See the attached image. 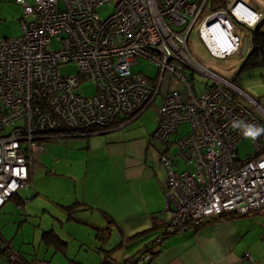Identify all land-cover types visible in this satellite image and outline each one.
<instances>
[{
	"label": "built area",
	"instance_id": "built-area-1",
	"mask_svg": "<svg viewBox=\"0 0 264 264\" xmlns=\"http://www.w3.org/2000/svg\"><path fill=\"white\" fill-rule=\"evenodd\" d=\"M16 1L23 8L21 34L0 37V209L29 186L33 152L53 138L133 119L169 76L184 90L162 95L154 136L168 142L190 124L175 140L176 153L160 156L170 228L183 232L214 216L264 213V119L257 112L264 110L234 79L198 62L189 46L197 27L211 57L236 54L243 29L264 17V0H225L220 7L214 0ZM104 5L112 11L103 18ZM140 58L157 65L156 77L133 70ZM70 62L78 72L61 74ZM196 73L209 78L200 92ZM82 80L95 85L91 95L83 93ZM246 136L254 152L242 157L238 145ZM150 254L145 248L134 264H147ZM23 262L13 249L0 258V264Z\"/></svg>",
	"mask_w": 264,
	"mask_h": 264
},
{
	"label": "rangeland",
	"instance_id": "rangeland-1",
	"mask_svg": "<svg viewBox=\"0 0 264 264\" xmlns=\"http://www.w3.org/2000/svg\"><path fill=\"white\" fill-rule=\"evenodd\" d=\"M28 1L32 2V0ZM111 11L112 8L106 5L99 8L103 18ZM4 12L11 15L13 8L4 6ZM7 21H10L6 22V26H10L7 28L8 36L21 34V22L18 17H10ZM196 29L191 33L189 46L197 61L228 79H234L235 72L240 68L241 53L223 59L211 57L199 39ZM258 69L260 70V68L242 69L239 71L238 80L234 79L235 82L239 81L237 84L243 91L255 99L260 96L259 92L263 91L264 96V77ZM78 70L73 62L61 65L59 68L61 74L77 73ZM133 70L143 71L153 78L158 68L153 62L140 58L139 64ZM253 73L256 79H253ZM194 79L198 92L209 80L207 76L199 73L195 74ZM81 88L86 95H91L95 91V85L88 80H82ZM172 89L183 92L184 86L179 80L165 76L157 99L148 109L138 117L135 116L136 118H133L127 126L119 130L90 137L92 138L90 147L87 145V137L65 136L53 138L41 149L33 152L32 182L31 178L29 182L31 186L29 189L19 190L25 200L19 204L16 199H10L0 210V233L3 237L16 244L17 248H21L26 258L31 257V254L32 258H35L37 254L43 264H78L83 257H91V262L96 261L97 252L102 256L105 255L101 250L103 244L99 240V237L105 235L98 236L100 230L96 225L102 228L109 226L104 230L106 237H109V244L114 246L121 241L120 233L124 235L134 233V231L129 233L133 224L143 223L146 215L153 214L159 219L171 220V211L167 210V170L159 161V148L162 143L153 136V132L158 124L156 109L160 98ZM239 97L251 105L243 95L239 94ZM257 112L264 119L261 112L259 110ZM186 124L184 123V127L187 129L190 124L187 122ZM148 140L150 143L144 149V143ZM139 144L144 149L142 152L146 153L144 164L141 165L143 153L140 156L135 147L131 158L135 163L130 169H126L127 157L121 158L120 154L122 155L127 145ZM238 146L242 157L254 152L252 139L249 136L244 137ZM174 148L171 147L172 153L176 150ZM183 166L185 167V164ZM70 214H76L80 220L69 217ZM170 220L167 224L168 228H170ZM204 223L205 221L202 225ZM51 228L67 242L64 250H61L64 245L58 247L56 245L60 243L59 239L56 243L49 244L48 236H42L43 230ZM150 229H141L142 231L133 235L146 234ZM154 240L155 238L147 241L144 246L143 243L138 244V248L143 246V250L148 247L152 250L153 246H156L152 243ZM84 247L90 249L88 254ZM66 253L69 257L70 254H74L76 259L67 258Z\"/></svg>",
	"mask_w": 264,
	"mask_h": 264
},
{
	"label": "crops",
	"instance_id": "crops-1",
	"mask_svg": "<svg viewBox=\"0 0 264 264\" xmlns=\"http://www.w3.org/2000/svg\"><path fill=\"white\" fill-rule=\"evenodd\" d=\"M4 6H6L7 8H13V12H11V15L6 14V12H4ZM21 7H22L21 4L18 3L16 0H0V37L8 36L9 30L7 28L10 26H6V22H10V21H7L10 17L12 18L18 17L20 21L22 17ZM258 25L260 26V31L264 32V17L258 23ZM248 31H251V30H247L245 28L242 31V43L245 39H247L248 48H247L246 53L243 55L242 46H241V50L239 51L241 53L240 64L243 61V59L246 56H248L250 52H252L254 48V43L251 41L250 35L248 36L249 34ZM251 68H260L261 71L259 69L258 70L260 71V73H262L264 77V63L259 62L258 65H256L255 67H251ZM251 68L247 70H250ZM239 74L240 73H238V75L235 76V79L238 80V77H240ZM252 77H254L253 79H256V75L254 73ZM164 79L165 77L163 78V80ZM163 80L160 85V91H161ZM237 82L239 84V81ZM172 90H177V89H172ZM178 91H182V90H178ZM259 93H260V96L256 100H258L259 104L264 110L263 91ZM160 104H161V98L159 101V105ZM148 108L149 107H147L146 109ZM140 114H142V112ZM156 114H157V111H156ZM260 114L264 118L263 113L261 112ZM139 115H137L136 117H138ZM128 124L129 123L122 124L120 126L113 125L106 129L96 130L94 133H91V135H89L87 138L85 136L86 135L85 133L84 137L87 139L88 147H90L92 144V138L90 139V137L104 135L105 133L111 132L113 130H119L127 126ZM188 129L189 128L186 129V127H184V124H182L181 127L179 128L181 132L177 134L176 133L171 134L169 136L168 142L160 141L162 143V146L159 148V161H160V156L163 154H168V153L175 154L176 153V150L173 153L171 152V147L173 148L176 147L175 140L179 136H181L180 134H182ZM80 136L81 135H74L70 137H80ZM153 136H154V132H153ZM149 143H150L149 140L144 143L145 145L144 149H146ZM135 147H137L136 151L137 153H140V156H141V153H143L141 156V159H142L141 165H143L145 162L146 153L145 151L142 152L144 149H142L141 144L136 145V146L127 145V148H125V151L122 152V155L120 154L121 158L125 156L127 157L126 162H125L126 169H130V167L133 166V163H135L134 161L131 160V158H133ZM176 160H179L177 161V163L183 166L184 164L183 161H181L180 159H176ZM31 175H32V165L30 167V178H31ZM31 182H32V178H31ZM164 185H165V180L162 182L163 189L165 187ZM30 186H31V183L29 187ZM18 197H15L13 199H16L17 201L19 200L18 202L20 203V201H22L20 200V197H22L20 193ZM167 208H168L167 210L170 211L168 202H167ZM133 217H136V216H133ZM169 220L170 218L169 219H166V218L159 219V217L153 214L146 215V219L144 220L143 223L133 224L131 228L132 230H130L129 233H131L132 231H134V233H131L128 235H124L120 233L119 236L122 237L121 241H119L114 246L109 244V240H108L109 237H106V232L104 230V229H108L109 226L102 228L101 226L96 225L95 223H92L94 226L96 225L98 230H100V233L98 234V236L101 234L105 235L102 238L99 237V240H101L103 244L101 250L105 252V255L102 256L100 252H97L95 253L96 261L94 260V262H91V257H88V258L83 257L81 258L79 262L80 264H87V262L90 264L91 263L95 264L97 261H99L97 264H101V263L103 264H134L138 256H140V254L144 252L143 250L144 244H146L147 241L153 240L154 238L155 240L157 238H160L162 239V242L160 244L157 243L156 246L151 250L152 257L148 261L147 264H264V241H263L264 239V213L257 212L250 216H245V215L214 216L212 218L210 217L209 219H207L203 225H200L192 230L183 231V232L176 230L173 233L168 232L169 229H171L167 227ZM141 229L142 230L150 229V231L147 232L146 234L135 236L134 238L129 239V237L135 234L136 232L142 231ZM44 231L45 230H43V232ZM146 238L147 239L149 238V239L147 240ZM154 241L152 242L153 245H155ZM9 243L14 249L22 252L21 248H17L16 244L14 243L12 244L10 241ZM48 243L52 244V242H48ZM141 243H143L142 248H138V244H141ZM64 247L65 245L61 247V250H64ZM81 249L82 248H80V250ZM84 249L88 254L90 249L89 248L87 249V247H84ZM246 253H249V255L251 256V259L246 257ZM32 257L33 255L31 254V257L29 258H32ZM34 257H35V261H34L35 264H43L42 261L38 259L37 254H35ZM66 257L67 258L69 257L68 253H66ZM71 257L75 258V255L70 254L69 259H71ZM92 261H93V258H92Z\"/></svg>",
	"mask_w": 264,
	"mask_h": 264
},
{
	"label": "trees",
	"instance_id": "trees-1",
	"mask_svg": "<svg viewBox=\"0 0 264 264\" xmlns=\"http://www.w3.org/2000/svg\"><path fill=\"white\" fill-rule=\"evenodd\" d=\"M214 5H217V7H220V6L226 5V2H225V0H214V3L212 6H214ZM247 30H251V31H248V33H249L248 36L250 35V39L254 43V48H253L252 52H250L248 54V56H246L243 59V61L241 62L239 71L242 69H249L251 67H255L256 65L259 64V62L264 63V59L262 60V57L264 56V32L260 31L259 25L255 26L253 29L247 28ZM239 71L235 72V74L233 76L234 79H235V76L238 75ZM156 76H157V74H156ZM131 120H132V118H130V117L129 118L128 117H121L120 121H117L115 123V125L120 126L122 124H127V122H129ZM101 129H105V128L98 127V128H91L89 130H86L88 132L86 133L85 136L88 137L89 135H91V133H94L96 130H101ZM84 134L83 135L81 134V137H84ZM60 137H64V136H60ZM29 182H30V173H29ZM29 185H30V183H29ZM18 196H19V192L13 194L10 199H13V198L18 197ZM18 199H19V197H18ZM20 200H22V201H20V203H22L24 198L20 197ZM69 217L80 220V218L78 216H76V214H74V215L70 214ZM45 235L48 236V238H49L48 242L56 243L57 240L59 239L60 243H56L57 246L67 244V242H65L57 234H55L52 229L45 230L43 232L42 236H45ZM135 236L136 235H132L129 237V239L134 238ZM10 249L16 250L10 245L9 241H7L5 238H3L2 234L0 233V258H4V259L7 258V255L10 252ZM16 251H18V250H16ZM18 252L20 253V255L22 256V258L24 260V262L22 264H35V262H34L35 258H29V257L25 258L24 254L22 252H20V251H18ZM78 264H80V262H78ZM101 264H103V263H101Z\"/></svg>",
	"mask_w": 264,
	"mask_h": 264
},
{
	"label": "water",
	"instance_id": "water-1",
	"mask_svg": "<svg viewBox=\"0 0 264 264\" xmlns=\"http://www.w3.org/2000/svg\"><path fill=\"white\" fill-rule=\"evenodd\" d=\"M247 48H248V43H247V39H245L244 41H243V43H242V54L244 55L245 53H246V51H247ZM176 230L175 229H169V233H173V232H175Z\"/></svg>",
	"mask_w": 264,
	"mask_h": 264
},
{
	"label": "bare ground",
	"instance_id": "bare-ground-1",
	"mask_svg": "<svg viewBox=\"0 0 264 264\" xmlns=\"http://www.w3.org/2000/svg\"><path fill=\"white\" fill-rule=\"evenodd\" d=\"M206 38L209 40V42H210L211 44H216V42L214 41L213 37H211L210 35L206 36ZM129 122H130V121H129ZM129 122H127V123H129Z\"/></svg>",
	"mask_w": 264,
	"mask_h": 264
},
{
	"label": "flooded vegetation",
	"instance_id": "flooded-vegetation-1",
	"mask_svg": "<svg viewBox=\"0 0 264 264\" xmlns=\"http://www.w3.org/2000/svg\"><path fill=\"white\" fill-rule=\"evenodd\" d=\"M264 59V56L262 57V60Z\"/></svg>",
	"mask_w": 264,
	"mask_h": 264
}]
</instances>
